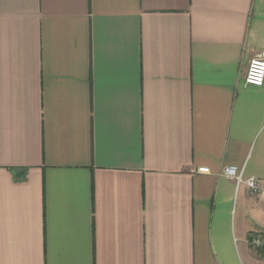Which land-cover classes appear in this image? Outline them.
Segmentation results:
<instances>
[{
    "label": "crops",
    "instance_id": "0c3cea01",
    "mask_svg": "<svg viewBox=\"0 0 264 264\" xmlns=\"http://www.w3.org/2000/svg\"><path fill=\"white\" fill-rule=\"evenodd\" d=\"M259 53L264 0H0V264H264Z\"/></svg>",
    "mask_w": 264,
    "mask_h": 264
},
{
    "label": "built area",
    "instance_id": "2783aa9c",
    "mask_svg": "<svg viewBox=\"0 0 264 264\" xmlns=\"http://www.w3.org/2000/svg\"><path fill=\"white\" fill-rule=\"evenodd\" d=\"M244 82L248 86L261 87L264 84V53L256 54L250 59ZM198 174H209L208 168H198L195 170ZM222 175L233 182L236 188L243 187L249 196L253 197L264 205V180L255 177H246L243 169L236 166H225L222 169ZM264 209V206H263ZM248 245L264 254V235L252 234L248 238Z\"/></svg>",
    "mask_w": 264,
    "mask_h": 264
}]
</instances>
